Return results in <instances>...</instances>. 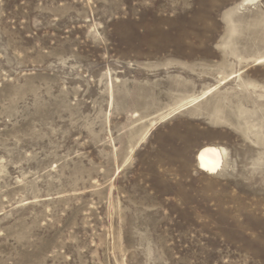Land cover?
Here are the masks:
<instances>
[{"label": "rangeland", "instance_id": "rangeland-1", "mask_svg": "<svg viewBox=\"0 0 264 264\" xmlns=\"http://www.w3.org/2000/svg\"><path fill=\"white\" fill-rule=\"evenodd\" d=\"M260 61L264 0H0V264H264Z\"/></svg>", "mask_w": 264, "mask_h": 264}, {"label": "bare ground", "instance_id": "bare-ground-1", "mask_svg": "<svg viewBox=\"0 0 264 264\" xmlns=\"http://www.w3.org/2000/svg\"><path fill=\"white\" fill-rule=\"evenodd\" d=\"M256 0H245L246 3ZM225 149L208 144L198 149L196 163L199 170L207 174H217L223 168Z\"/></svg>", "mask_w": 264, "mask_h": 264}, {"label": "snow or ice", "instance_id": "snow-or-ice-1", "mask_svg": "<svg viewBox=\"0 0 264 264\" xmlns=\"http://www.w3.org/2000/svg\"><path fill=\"white\" fill-rule=\"evenodd\" d=\"M260 63H264V61H260Z\"/></svg>", "mask_w": 264, "mask_h": 264}]
</instances>
